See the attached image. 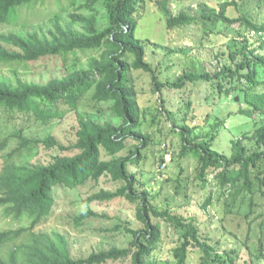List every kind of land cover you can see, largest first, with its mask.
I'll use <instances>...</instances> for the list:
<instances>
[{"label": "trees", "instance_id": "obj_1", "mask_svg": "<svg viewBox=\"0 0 264 264\" xmlns=\"http://www.w3.org/2000/svg\"><path fill=\"white\" fill-rule=\"evenodd\" d=\"M63 1L0 0V26L12 25L15 29L20 24L21 7H45L53 3L61 11ZM76 1L69 0L72 4ZM98 1L107 12L108 22L103 28L95 24L97 17L94 14L89 17L73 14L71 22L61 25L57 19L61 13L58 12L54 14L49 36L39 35L37 31L0 33V116L4 114L6 121L12 123L17 119L23 122L19 127L13 126L14 132L0 140V149L6 151L9 150V138H14L17 143L5 155L0 171V207L16 219L22 216L31 219L27 227L0 231V264H103L128 256L131 264H157L152 253L162 238V229L159 221H152V215L175 228L177 241L172 248L175 264H187L191 253L198 254L199 264H244L232 254L236 253L235 250L220 252L215 244L202 238L195 218L181 216L169 207L157 206L147 189L137 188L136 176L127 167L129 163H138L140 151L147 146L150 137L139 128L137 93L127 74L130 68L151 70L144 59L143 41L135 33L137 3L142 0H87V5L93 7ZM166 1L158 0V3L168 29L197 24L200 19L218 24V31L235 34L228 43L229 60L218 69L212 72L185 71L171 82L158 81L156 74L152 76L156 91L164 85L177 89L186 81H210L213 85L211 94H241L244 107L239 112L249 118L259 115L252 131H244L239 137L230 139L229 153L213 148V133L193 134L196 126L184 122L178 127L182 144L176 154L178 158L189 152L197 154L194 176L200 186L206 187L209 174L214 173L215 187L219 188L217 200L223 203L224 217L244 211L243 219L238 220L237 225L243 222L246 226L243 244L248 249L250 260L245 264H258L261 258L264 259V212L259 214L262 216L260 233L252 231V224L258 219L254 215L255 196L264 195V19H257L252 9L264 11V0H220L212 5L204 3L196 14L180 12L176 16L169 13ZM230 7L236 15L229 14ZM77 20L85 23L82 30L72 28ZM183 51L186 53L185 49ZM38 61L40 63L36 65ZM56 61L65 71L60 77L38 81L20 75L19 70L28 73L52 68L47 62L55 66ZM3 68H7L10 75L3 74ZM91 88L95 99L113 101L114 114L122 118L120 124L108 120L102 123L80 120L75 143L64 148L75 152L59 154L47 164L31 163L27 166L11 160L14 153L32 148V141L23 134L31 127L32 121L48 125L55 119H62L66 112L79 107L80 100ZM219 124L214 123L213 127ZM130 140L137 142L129 147ZM45 143L50 146L55 140L48 137ZM125 149L128 153L120 154ZM103 151L108 159L102 156ZM164 160L160 156L159 163ZM105 173L124 183L113 192L100 190L89 196L87 201L121 195L136 202L143 228L129 229L132 240L128 247L99 249L87 256H73L63 235L56 231L53 236L35 231L38 223L53 212L54 185L62 182L75 187L90 179L96 181ZM174 182L178 192L182 187L180 174ZM213 195L214 190L211 189L202 200L204 211L211 205ZM82 217L77 218L81 220ZM235 217L232 221L237 220ZM254 233L256 244H252L255 245L252 250L250 238Z\"/></svg>", "mask_w": 264, "mask_h": 264}, {"label": "rangeland", "instance_id": "obj_2", "mask_svg": "<svg viewBox=\"0 0 264 264\" xmlns=\"http://www.w3.org/2000/svg\"><path fill=\"white\" fill-rule=\"evenodd\" d=\"M220 0H167L166 6L172 16L180 12L196 14L204 3L212 5ZM50 4V3H49ZM258 11V13H257ZM61 13L57 17L61 25L71 22L73 16L80 14L89 17L94 14L95 24L99 27L107 25V12L101 1L93 7L87 5V0H77L75 4L69 0L63 1V9H56L53 3L48 6L34 7L24 6L20 9V21L14 29L12 25L0 26V33L10 31H37L39 35L44 33L49 36V30L53 27L55 13ZM229 14L236 15L233 8H229ZM252 12L257 19H264V11L253 7ZM74 14V15H73ZM137 27L136 36L143 42L144 59L150 64L151 70L128 69L129 81L133 84L137 93L139 111V128L149 135L148 144L141 149V159L138 163H129L128 170L135 174L137 188L147 189L151 200L162 208L169 207L173 212L181 216L193 217L198 222L199 233L202 238L215 244L220 252L235 250L232 254L244 263L250 260V255L243 238L246 226L242 220L243 210L238 215L230 214L224 217L223 203L217 200L219 188L215 187L213 174H209L206 187L199 184L195 178L198 156L195 153H187L183 158H178L182 144L179 128L184 122L196 126L193 134L207 135L213 133L215 139L213 148L225 153L230 152V139L239 137L244 131L254 129V121L259 120V115L249 118L240 113L244 107L242 95L232 92L228 96L211 94L213 85L209 81H186L181 88L162 86L159 91L154 90L153 74L161 82H171L179 78L185 71L199 70L212 72L219 68L228 56V43L235 34H227L218 31L219 25L198 19L197 24H188L168 29L165 25V15L158 0H142L137 3ZM85 23L74 21L72 28L82 30ZM149 41V43L147 42ZM186 50V53L183 50ZM39 61L36 65H39ZM49 64L52 68L36 70L24 73L19 70L23 78L29 80L46 81L51 77H60L65 74L63 68ZM1 71L10 75L7 68ZM94 89L82 97L76 110H69L62 119H55L48 125L32 121L31 127L24 131V137L32 141V148L23 149L22 153L16 152L11 160L19 165L47 164L59 154H71L73 149H64L75 143L79 121L91 119L97 122L111 121L120 124L122 118L116 116L112 109L113 101H99L92 96ZM162 100V101H161ZM65 108H68L67 106ZM210 114L205 123L203 119ZM6 116H0V140L14 132V127L23 123L6 121ZM16 121V120H15ZM220 122L218 127L214 123ZM16 130V129H15ZM51 137L55 140L48 146L45 139ZM8 151L16 146L14 138L8 139ZM130 140L129 147L136 143ZM8 151L0 149V171L4 166V157ZM128 153V149L120 154ZM102 156H109L103 151ZM160 156L165 158L159 163ZM180 174L182 187L175 191L174 179ZM123 180H114L108 173L98 180H87L84 184L70 187L60 182L52 187L54 199L53 212L47 219H42L35 227V231L46 232L53 236L56 231L68 241V247L73 256H87L91 251L109 249L112 247L126 248L132 240L129 229L143 228V221L138 217L137 204L126 196H115L109 199L87 198L100 190L113 192L123 184ZM185 186V187H184ZM185 191H184V189ZM214 190L211 205L204 211L201 207L202 200ZM154 196V198L152 197ZM257 202L254 215L258 219L252 224V231L260 233L259 222L262 218L259 214L264 212V195L255 196ZM78 216H83L78 220ZM236 216V217H235ZM16 219L4 212L0 207V230H8L22 226H29L31 219L22 216ZM232 217L237 218L232 221ZM153 222L161 223L162 238L153 250L152 257L157 264H175L172 256V248L176 245L177 233L171 224L163 219L151 217ZM256 233L251 235L252 245L256 244ZM103 264H131L130 257L115 261H107ZM187 264H199L198 254L191 253ZM258 264H264L261 258Z\"/></svg>", "mask_w": 264, "mask_h": 264}, {"label": "clouds", "instance_id": "obj_3", "mask_svg": "<svg viewBox=\"0 0 264 264\" xmlns=\"http://www.w3.org/2000/svg\"><path fill=\"white\" fill-rule=\"evenodd\" d=\"M1 231V230H0Z\"/></svg>", "mask_w": 264, "mask_h": 264}]
</instances>
